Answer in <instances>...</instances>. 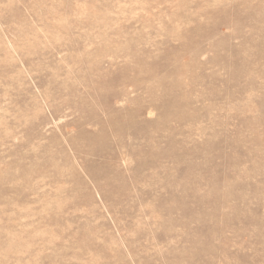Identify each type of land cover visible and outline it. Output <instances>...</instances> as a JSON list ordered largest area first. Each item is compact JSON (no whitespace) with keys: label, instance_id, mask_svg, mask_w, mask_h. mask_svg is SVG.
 I'll use <instances>...</instances> for the list:
<instances>
[{"label":"rangeland","instance_id":"obj_1","mask_svg":"<svg viewBox=\"0 0 264 264\" xmlns=\"http://www.w3.org/2000/svg\"><path fill=\"white\" fill-rule=\"evenodd\" d=\"M0 264H264V0H0Z\"/></svg>","mask_w":264,"mask_h":264}]
</instances>
